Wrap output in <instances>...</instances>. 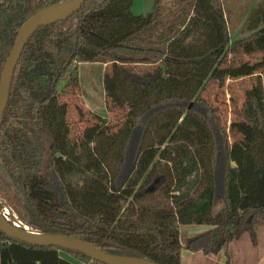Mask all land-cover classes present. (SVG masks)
<instances>
[{"label":"trees","instance_id":"obj_1","mask_svg":"<svg viewBox=\"0 0 264 264\" xmlns=\"http://www.w3.org/2000/svg\"><path fill=\"white\" fill-rule=\"evenodd\" d=\"M64 1L0 0V75L20 24ZM132 3L83 0L25 42L0 124V211L107 254L183 264L185 246L231 264L230 245L264 226V0L233 38L221 0H152L138 15ZM85 62L104 65L109 118L85 110ZM193 224L207 229L181 237ZM0 264L105 263L0 232Z\"/></svg>","mask_w":264,"mask_h":264},{"label":"rangeland","instance_id":"obj_2","mask_svg":"<svg viewBox=\"0 0 264 264\" xmlns=\"http://www.w3.org/2000/svg\"><path fill=\"white\" fill-rule=\"evenodd\" d=\"M260 0H221L225 22H227L228 33L231 38L235 37L245 25V21L251 10L258 4ZM152 0H133L132 12L136 15L146 13L151 10ZM103 65L101 63H79L78 69L73 73L78 74L80 81L81 99H83L85 110H93L101 117L104 116L105 107L102 98V72ZM233 86L234 91L239 92V86L236 82H228ZM225 87L220 88L213 85L208 91V96L215 105L224 108L227 103L228 112L229 100ZM218 96V98H217ZM225 110V109H223ZM106 115V114H105ZM108 115V112H107ZM233 114L228 113V118H232ZM109 116V115H108ZM107 116V117H108ZM109 118V117H108ZM6 212V211H5ZM207 229L204 225H180V236L183 238L194 237ZM254 240L251 234H244L243 237L237 239L230 245L228 258L231 264H264V226H259L255 231ZM181 261L183 264H227L224 252L218 254H207L202 250L188 249L183 246L181 250Z\"/></svg>","mask_w":264,"mask_h":264},{"label":"water","instance_id":"obj_3","mask_svg":"<svg viewBox=\"0 0 264 264\" xmlns=\"http://www.w3.org/2000/svg\"><path fill=\"white\" fill-rule=\"evenodd\" d=\"M83 3V0H65L64 2L55 3L56 4H67L66 9L56 15H41V11L32 15L26 21L22 22L19 26L16 38L13 43L11 52L9 53L3 70L0 75V124L2 122V115L7 106V99L9 94V89L11 86L12 75L18 61L21 51L24 48V44L29 38V36L37 30L40 26L47 25L48 23L64 20L68 16L72 15L74 12L78 11ZM51 6V5H49ZM48 7V6H47ZM46 7V8H47ZM45 9V8H44ZM43 9V10H44ZM76 38H73V43ZM72 59L71 49L66 45L62 53L55 58L56 68L65 69ZM19 168L22 174V182L25 179V174L23 166L19 163ZM23 189V185H21ZM5 213L11 217L10 211L5 209ZM8 211V212H7ZM250 218L247 220L249 222ZM13 224L9 223L8 218L3 215L0 211V232L4 233L10 238L18 239L24 241L28 244L39 245V246H58L64 250L78 251L86 255L87 257L97 260L105 264H157L148 259L133 257V256H118L113 254H107L100 248L93 245L87 244L80 239L69 236L63 233H41L37 231H31L25 225H23L19 220L13 218Z\"/></svg>","mask_w":264,"mask_h":264},{"label":"bare ground","instance_id":"obj_4","mask_svg":"<svg viewBox=\"0 0 264 264\" xmlns=\"http://www.w3.org/2000/svg\"><path fill=\"white\" fill-rule=\"evenodd\" d=\"M67 4H56V5H51L42 10L40 13L41 15H56L61 13L66 9ZM8 212V211H7ZM7 217V216H6Z\"/></svg>","mask_w":264,"mask_h":264},{"label":"crops","instance_id":"obj_5","mask_svg":"<svg viewBox=\"0 0 264 264\" xmlns=\"http://www.w3.org/2000/svg\"><path fill=\"white\" fill-rule=\"evenodd\" d=\"M103 67H104V65H103ZM102 90H103V88H102ZM102 98H103V92H102ZM103 102H104V99H103ZM104 107H105V106H104ZM105 111H106V109H105ZM105 114H106V115H105ZM100 116H101V115H100ZM107 116H108V115H107V111H106V112L104 113V116H103V117L105 118V117H107ZM107 118H108V117H107Z\"/></svg>","mask_w":264,"mask_h":264},{"label":"built area","instance_id":"obj_6","mask_svg":"<svg viewBox=\"0 0 264 264\" xmlns=\"http://www.w3.org/2000/svg\"><path fill=\"white\" fill-rule=\"evenodd\" d=\"M5 211V210H4Z\"/></svg>","mask_w":264,"mask_h":264}]
</instances>
